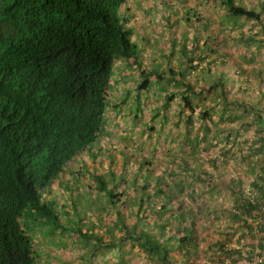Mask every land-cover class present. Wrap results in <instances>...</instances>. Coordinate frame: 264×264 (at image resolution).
<instances>
[{
    "label": "trees",
    "instance_id": "trees-1",
    "mask_svg": "<svg viewBox=\"0 0 264 264\" xmlns=\"http://www.w3.org/2000/svg\"><path fill=\"white\" fill-rule=\"evenodd\" d=\"M127 2L0 0V264H72L48 257L49 244L76 264H264V104L233 87L245 73L235 62L229 71L219 49L225 29L263 48L264 0L196 1L176 21L177 44L169 18L179 4L163 0L153 19L170 50L146 58ZM116 62L138 80L113 104ZM119 104L122 127L106 121ZM116 127L131 145L106 156L119 172L88 174L80 158L95 161ZM69 192L80 202L67 203ZM236 235L243 249L231 247Z\"/></svg>",
    "mask_w": 264,
    "mask_h": 264
},
{
    "label": "rangeland",
    "instance_id": "rangeland-1",
    "mask_svg": "<svg viewBox=\"0 0 264 264\" xmlns=\"http://www.w3.org/2000/svg\"><path fill=\"white\" fill-rule=\"evenodd\" d=\"M165 2L168 3L169 0H164ZM199 1V0H172V2L169 4V6L175 2V6L176 4H179V8L176 10L177 11V15L175 16H170L169 20L171 23V31H172V39L173 41H177L179 39L180 34L182 35V32L180 29H178L176 27V21H177V26H179L180 22L183 20L182 18V14L184 13L185 8H187L188 6L193 7L195 2ZM133 3H136V6H132ZM129 4L131 5L129 7ZM166 6L163 2V0H136L133 2H127L126 7H129L130 10L132 11V13H134L135 15V22H138L141 26L142 29H136V33L138 35H140L141 37H144L145 43H146V48L143 51L144 57H148V54L150 51H158L159 53H162V51L160 49H163L165 51L170 50V42H167V32L165 31L164 26L166 21L164 19V17L161 16V14H159V18H157L161 23L164 22L163 25H158L157 21L153 19V17H155L159 11L163 8V6ZM187 5V6H186ZM186 6V7H185ZM136 7V8H135ZM150 10L151 12V16L148 15L147 10ZM197 10L200 12L197 13V15L200 18H204L205 17V13L201 12L200 8H197ZM165 14V13H164ZM208 14V17L210 18H214L211 16H209V9L208 12L206 13ZM164 16H168L167 14H165ZM162 17V18H161ZM186 17V16H185ZM181 20V21H180ZM216 20V19H215ZM240 24L246 25L244 27H242V29H250V26H252V22H249L246 24L245 21H236L235 25L233 27L236 28V26H239ZM162 26V27H161ZM210 28L214 29V26H217L215 22H211L210 23ZM167 28V27H166ZM198 30V28L196 29ZM192 31V28H191ZM245 31V30H244ZM253 34V32H255V29L253 28V30H251ZM205 34L202 32V34H200L201 37H203ZM163 38H160V37ZM166 36V38H165ZM233 36V35H232ZM170 37V39H171ZM190 35L187 34V39L188 41L190 40ZM158 38V40H157ZM234 38V37H233ZM257 40L263 41L264 42V35H259L255 37ZM211 44H213V42L209 41ZM178 42H175V44H177ZM219 46H221L220 52H222L223 54L226 55L227 58V66L229 67V71H233L234 70V63L240 65V67L242 68V71H244L245 75L244 77L246 78V82H244L243 84L239 85L238 83H233V87H238L241 86L242 90H248L247 92H245L244 96L248 97V100H260L262 102V104H264V95L262 98L261 92H263L264 89V46L263 48L257 49V51L254 50V45H240L239 42L237 43L236 41H232L227 39V34H226V29H225V36H223V38L220 41ZM218 45V44H217ZM264 45V44H263ZM160 50V51H159ZM173 58H175V56L171 57V65L174 66L175 64L173 63L174 60H172ZM142 65H145V63L143 62ZM115 66V78H116V82L113 84V88L111 89L110 95H111V100L110 102L113 104H118L121 100L120 95H122V93H124V91H126L127 88L129 87H133L136 84V81L138 80V77L135 75V69L133 67V65L126 67L122 64H119L118 62H116L114 64ZM231 72H229L228 74H230ZM231 76V74H230ZM247 76V77H246ZM232 77V76H231ZM151 100H153V98H148V100L146 101L145 104H149L151 103ZM119 107H115L114 111H116L118 108H122L119 112V116H115L116 118H114V120L112 121V117H114L113 113L110 112L107 115V120L108 123H113L114 126L117 125V127H122L123 126V120L125 118V112H128L126 109V105L125 104H119ZM150 109H153L154 107H156V102L153 101L150 105ZM145 108V105H144ZM142 109V108H140ZM149 115V112H147L145 109L143 111V113L141 115H139V113H137V118L142 120V123L147 122V117ZM248 119H246L247 121ZM245 121V122H246ZM114 128V130H112L111 136H109L107 139L102 138L99 141L98 146L100 147V151L99 156L97 157V159H95V161H92L91 158H89L88 156H83L81 159V166L82 168L88 172V174L93 175L94 173L96 174H103L105 175L108 170H114L116 172H119V165L120 162L117 161V164H115V161L113 160V164H107V159L106 156L111 155V150L113 151H118V149L120 147H123L125 145V141L118 138V136L116 135L115 131L121 136L122 132L119 131L118 129ZM234 133H238V136L245 140L248 138V136H250V133L245 132L243 129L239 128L235 129ZM139 131V128L133 130L131 133H129L130 138H134V134L137 133ZM144 136H141V140H143ZM145 139V138H144ZM129 141H131L129 139ZM132 142V141H131ZM97 146V147H98ZM126 146V145H125ZM131 146L130 143L126 146L129 147ZM116 155V153L114 154V156ZM129 155V154H128ZM155 155H153L154 157ZM114 159V158H113ZM100 163V165H99ZM234 164V163H233ZM236 166V164H234ZM79 166V165H77ZM237 170L239 173L244 172V167L241 166H236ZM128 172V171H127ZM126 172V176L124 179L127 178L128 173ZM118 175V174H117ZM81 178H83V180L86 182V186L89 185L90 181L87 180L86 176H82ZM126 188V186H125ZM79 196V193H75V192H69L68 194H65L64 200L67 201V203L74 201L75 203H79L80 202V198H76L77 196ZM62 195V194H61ZM227 193L223 192V193H219V195L216 198V200L221 203V204H225V201L228 202L229 200H227ZM57 196V195H56ZM230 203H228L229 205ZM215 216H213L214 218ZM223 217V216H222ZM211 218V216L208 217V219ZM222 220H224V218H222ZM38 234L40 236L45 237L46 240V245L48 243V238L46 236V231L43 232H38ZM238 235V234H237ZM236 236H234V239L232 240V242L230 243L231 247H240L243 249L242 244L237 243L236 242ZM49 253H48V257L50 258H62L65 261H70L72 264H76L77 260H79L78 256H75L73 254L69 255V252L66 250H62L61 248H54L53 246L55 245H51L49 244ZM60 245V244H59ZM48 246V245H47ZM40 248H42L41 246H39ZM75 249V247H74ZM70 251H73V249H71ZM201 259L202 261L204 260V257L201 255ZM140 263V261H139ZM240 264H245V263H240ZM247 264V262H246Z\"/></svg>",
    "mask_w": 264,
    "mask_h": 264
},
{
    "label": "crops",
    "instance_id": "crops-1",
    "mask_svg": "<svg viewBox=\"0 0 264 264\" xmlns=\"http://www.w3.org/2000/svg\"><path fill=\"white\" fill-rule=\"evenodd\" d=\"M129 2L131 1V2H133V1H136V0H128ZM131 5L129 4V7H130ZM132 6H136V3H133L132 4ZM136 8V7H135Z\"/></svg>",
    "mask_w": 264,
    "mask_h": 264
},
{
    "label": "clouds",
    "instance_id": "clouds-1",
    "mask_svg": "<svg viewBox=\"0 0 264 264\" xmlns=\"http://www.w3.org/2000/svg\"><path fill=\"white\" fill-rule=\"evenodd\" d=\"M129 2V1H128Z\"/></svg>",
    "mask_w": 264,
    "mask_h": 264
}]
</instances>
